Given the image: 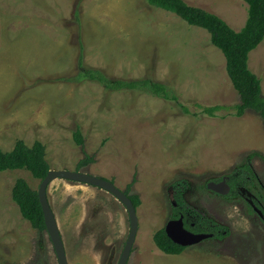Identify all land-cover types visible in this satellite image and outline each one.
I'll use <instances>...</instances> for the list:
<instances>
[{
    "label": "rangeland",
    "instance_id": "rangeland-1",
    "mask_svg": "<svg viewBox=\"0 0 264 264\" xmlns=\"http://www.w3.org/2000/svg\"><path fill=\"white\" fill-rule=\"evenodd\" d=\"M186 1L237 31L248 19L245 0ZM249 67L264 97V41ZM87 68L163 82L197 114L150 92L109 90L80 77ZM240 102L209 31L148 0H0V148L40 141L52 170L88 172L136 195L139 230L128 264H264V116L248 108L211 117L196 105ZM237 173L235 192L208 188ZM20 178L35 190L42 181L28 170L0 171V264H59L48 233L33 228L13 199ZM241 188L254 194V210ZM48 198L69 264L119 263L130 218L117 198L60 178ZM177 207L219 224L222 237L165 253L154 235Z\"/></svg>",
    "mask_w": 264,
    "mask_h": 264
},
{
    "label": "trees",
    "instance_id": "trees-1",
    "mask_svg": "<svg viewBox=\"0 0 264 264\" xmlns=\"http://www.w3.org/2000/svg\"><path fill=\"white\" fill-rule=\"evenodd\" d=\"M248 3V19L244 27L237 31L232 28L219 15L210 12L202 7L189 4L186 0H148L156 7L168 10L185 20L188 24L207 29L211 34V42L218 47L226 58V68L233 82L235 89L239 92L241 102L233 106L216 104L213 106H204L199 103L196 105L201 108L205 115L215 117L218 112L223 110H234L236 116H242L246 109L252 108L259 111L264 116V97L262 96L261 79L250 69L249 56L264 41V0H245ZM79 64L83 67V53L79 55ZM80 77L97 80L109 90H132L150 92L158 97L175 101L181 110L187 114L196 115L191 109L180 101V96L167 84L151 79H118L110 78L98 69H82ZM76 139L82 143L81 130L78 129ZM250 169L248 163L244 165ZM28 170L31 174L40 180H43L51 167L46 158L45 145L37 141L33 146H28L23 140L16 143L11 151H4L0 148V171L6 170ZM79 170V169H77ZM251 174V173H250ZM230 174V186L233 192L238 187V180L241 175L238 173ZM236 180V181H235ZM212 181V180H211ZM136 208L140 200L136 195L129 194ZM13 199L19 206L22 216L28 220L32 227L39 232L46 231L43 209L40 203L38 190L33 189L26 180L18 179L13 188ZM179 202V198H177ZM178 211L185 214L188 223L195 222V226H189L195 232L212 233L214 238L222 237L220 230H224L218 224L212 223L210 219H204L198 215H189L186 209L175 208L173 218L178 217ZM205 222H209L207 224ZM158 247L167 254H181L185 247L175 243L166 233L165 228L159 230L154 235Z\"/></svg>",
    "mask_w": 264,
    "mask_h": 264
},
{
    "label": "water",
    "instance_id": "water-1",
    "mask_svg": "<svg viewBox=\"0 0 264 264\" xmlns=\"http://www.w3.org/2000/svg\"><path fill=\"white\" fill-rule=\"evenodd\" d=\"M65 179L74 182L85 183L104 189L115 196L127 209L130 218V234L127 239L125 249L119 261V264H128L132 253V248L139 230V216L137 208L130 196L111 180L104 177L92 175L88 172L73 170H50L47 176L41 181L38 189L40 203L44 213L46 230L53 243L55 253L59 264H69L63 236L48 198V187L55 179ZM208 188L216 192L226 194L231 190L227 177L221 182L210 181ZM167 235L177 244L190 246L199 243L205 239L213 237L212 233H194L184 227V219L181 216L178 219L170 220L165 227Z\"/></svg>",
    "mask_w": 264,
    "mask_h": 264
},
{
    "label": "flooded vegetation",
    "instance_id": "flooded-vegetation-1",
    "mask_svg": "<svg viewBox=\"0 0 264 264\" xmlns=\"http://www.w3.org/2000/svg\"><path fill=\"white\" fill-rule=\"evenodd\" d=\"M228 179H229V177H227V182H228ZM229 185H230V183H229ZM231 187V186H230ZM231 191V190H230ZM241 194H242V196L243 197H246L247 196V201H246V203L248 204V205H250V206H252V209L254 210L255 208H256V205H255V203H254V200H256V198L254 197V194L251 192V191H249V190H246L245 188H241ZM115 197V196H114ZM116 198V197H115ZM174 205L176 206L177 205V203L176 202H174ZM178 213H179V215H178V217H175V218H172L171 220H173V219H178V218H180L181 216H183V219H184V227L186 228V229H188L189 231H192V232H194V233H202V232H195V231H193L189 226H191V227H194L195 226V222H191V223H188V220L187 219H185L186 217H185V214L184 213H182L181 211L179 212L178 211ZM219 225V224H218ZM222 227V226H221ZM220 231H222V230H220ZM224 231V230H223ZM46 232H47V230H46ZM48 233V232H47ZM204 233H206V232H204ZM49 235V234H48ZM50 237V236H49ZM126 245V244H125ZM191 246V245H190ZM185 247V249L187 248V247H189V246H184ZM124 249H125V246H124ZM124 251V250H123ZM122 254H123V252H122ZM122 256V255H121ZM120 259H121V257H120ZM120 261V260H119ZM119 264V263H118Z\"/></svg>",
    "mask_w": 264,
    "mask_h": 264
},
{
    "label": "crops",
    "instance_id": "crops-1",
    "mask_svg": "<svg viewBox=\"0 0 264 264\" xmlns=\"http://www.w3.org/2000/svg\"><path fill=\"white\" fill-rule=\"evenodd\" d=\"M189 3V2H188ZM190 4V3H189ZM191 5H193V4H191ZM195 6H197V5H195ZM203 8V7H202ZM205 9V8H204ZM233 28V27H232Z\"/></svg>",
    "mask_w": 264,
    "mask_h": 264
}]
</instances>
